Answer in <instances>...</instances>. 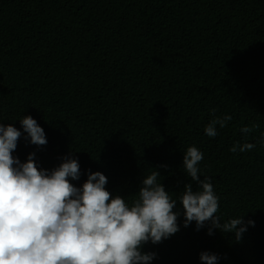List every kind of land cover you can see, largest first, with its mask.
Here are the masks:
<instances>
[{
  "label": "trees",
  "instance_id": "16d2710c",
  "mask_svg": "<svg viewBox=\"0 0 264 264\" xmlns=\"http://www.w3.org/2000/svg\"><path fill=\"white\" fill-rule=\"evenodd\" d=\"M225 114L231 121L207 137ZM25 116L46 146L25 139ZM0 124L22 132L21 162L35 153L51 170L71 151L75 186L99 171L129 204L143 176L159 171L180 231L143 246L157 253L152 264H201L204 251L218 264H264V0H0ZM237 142L256 147L232 153ZM191 146L203 153L200 179L211 178L221 222H255L239 242L183 227Z\"/></svg>",
  "mask_w": 264,
  "mask_h": 264
},
{
  "label": "clouds",
  "instance_id": "9594fccd",
  "mask_svg": "<svg viewBox=\"0 0 264 264\" xmlns=\"http://www.w3.org/2000/svg\"><path fill=\"white\" fill-rule=\"evenodd\" d=\"M231 119L227 114L214 116L204 134L216 137L217 127L225 128ZM19 122L31 145H47L35 119L25 116ZM256 127L245 126L240 132L247 137ZM21 135L13 125L0 124V264H152L157 253H144L143 246L158 245L180 231L179 213L174 211L177 200L158 180L159 171L143 176L138 198L129 204L106 190L107 177L99 171H89L82 186H75L72 181H78L81 172L71 151L51 170L37 165L35 153L21 162L13 156ZM255 147L237 142L230 151L243 153ZM203 158L195 146L183 156L182 167L191 181L179 197L183 227L195 222L200 231L207 225V235L233 234L239 242L255 222L243 216L221 222L211 178L200 179ZM199 259L201 264H218L220 257L204 251Z\"/></svg>",
  "mask_w": 264,
  "mask_h": 264
}]
</instances>
